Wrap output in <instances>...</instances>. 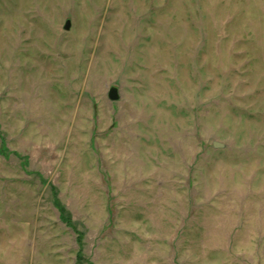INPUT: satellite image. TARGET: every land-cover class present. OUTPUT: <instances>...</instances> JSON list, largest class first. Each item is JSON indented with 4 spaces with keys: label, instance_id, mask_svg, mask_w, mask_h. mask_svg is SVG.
I'll return each mask as SVG.
<instances>
[{
    "label": "rangeland",
    "instance_id": "obj_1",
    "mask_svg": "<svg viewBox=\"0 0 264 264\" xmlns=\"http://www.w3.org/2000/svg\"><path fill=\"white\" fill-rule=\"evenodd\" d=\"M0 264H264V0H0Z\"/></svg>",
    "mask_w": 264,
    "mask_h": 264
},
{
    "label": "water",
    "instance_id": "obj_2",
    "mask_svg": "<svg viewBox=\"0 0 264 264\" xmlns=\"http://www.w3.org/2000/svg\"><path fill=\"white\" fill-rule=\"evenodd\" d=\"M71 26V20L68 19L67 22H66V25H65V29L66 30H69ZM109 98L112 100V101H117L119 100L120 98V95H119V91L116 87H112L109 91ZM214 146L215 147H223V144L222 143H219V142H214Z\"/></svg>",
    "mask_w": 264,
    "mask_h": 264
}]
</instances>
